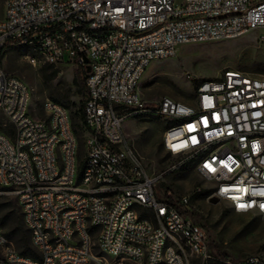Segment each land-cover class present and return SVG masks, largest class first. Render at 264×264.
<instances>
[{
	"label": "built area",
	"instance_id": "built-area-1",
	"mask_svg": "<svg viewBox=\"0 0 264 264\" xmlns=\"http://www.w3.org/2000/svg\"><path fill=\"white\" fill-rule=\"evenodd\" d=\"M261 29L264 0H5L0 57L19 45L32 67H81L87 134L81 155L68 109L46 100L44 117L32 116L27 86L0 64V196L16 201L39 255L16 252L0 228V264H264L215 257L189 198L156 190L190 168L234 213L264 215V77L225 71L200 81L192 104L138 92L180 46ZM149 118L171 123L162 144L174 162L158 174L124 131Z\"/></svg>",
	"mask_w": 264,
	"mask_h": 264
},
{
	"label": "rangeland",
	"instance_id": "rangeland-1",
	"mask_svg": "<svg viewBox=\"0 0 264 264\" xmlns=\"http://www.w3.org/2000/svg\"><path fill=\"white\" fill-rule=\"evenodd\" d=\"M4 4L5 0H0V19L4 16ZM28 53L29 49L24 46L5 47L1 60L3 70L27 86L32 116L44 117L42 103L46 100L68 109L72 126H77L82 155L87 134L79 115L83 69L69 64L51 66L47 72L51 78L46 79L43 67L35 68L27 63L25 57ZM228 70L264 77V29L249 32L235 40L180 46L175 57L153 62L146 69L138 92L147 101L168 97L192 104L195 86L200 81L217 78ZM58 100L61 102H56ZM4 124L0 114V130L4 129ZM170 124L158 118L129 120L124 124L129 142L150 174L162 173L174 162L162 144L164 131ZM7 129L13 130L11 126ZM156 190L166 197L189 198L190 214L205 228L211 252L218 259L238 263L248 256L264 258V215L234 213L228 202L212 196V185L192 169L169 173L159 181ZM12 209L20 212L14 198L1 195L0 220ZM12 248L17 252L14 246ZM191 264L201 263L192 258Z\"/></svg>",
	"mask_w": 264,
	"mask_h": 264
},
{
	"label": "trees",
	"instance_id": "trees-1",
	"mask_svg": "<svg viewBox=\"0 0 264 264\" xmlns=\"http://www.w3.org/2000/svg\"><path fill=\"white\" fill-rule=\"evenodd\" d=\"M2 56H3V53L0 57V64H1ZM50 67L51 66H44L42 68V72L46 79L51 78V75L47 74ZM53 73H55V71H53ZM80 89H81L82 99H81V105L79 109V115H80V119L82 123L84 124L83 110H84L85 103L87 101V89L85 86L84 72H83V77H82L81 84H80ZM56 102H61V101L58 100ZM72 127L78 138V132L76 128L77 126L73 125ZM6 131L10 132L8 129ZM19 211H20L19 213H17L15 209L8 211L4 219L0 220V228L2 229L5 237L12 243V245L15 247V249L17 250L19 254L23 256L31 257L33 259H38L39 255L31 244L30 232L24 224L23 216H22V212L20 208H19ZM221 264H224V263H221Z\"/></svg>",
	"mask_w": 264,
	"mask_h": 264
},
{
	"label": "water",
	"instance_id": "water-1",
	"mask_svg": "<svg viewBox=\"0 0 264 264\" xmlns=\"http://www.w3.org/2000/svg\"><path fill=\"white\" fill-rule=\"evenodd\" d=\"M86 71H87V72L89 71V67H88V66L86 67Z\"/></svg>",
	"mask_w": 264,
	"mask_h": 264
}]
</instances>
